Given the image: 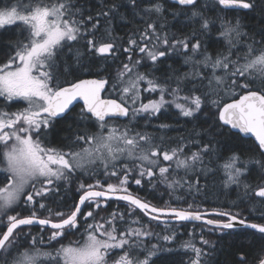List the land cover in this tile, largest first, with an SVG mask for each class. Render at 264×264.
Segmentation results:
<instances>
[{
  "label": "snow or ice",
  "instance_id": "1",
  "mask_svg": "<svg viewBox=\"0 0 264 264\" xmlns=\"http://www.w3.org/2000/svg\"><path fill=\"white\" fill-rule=\"evenodd\" d=\"M214 35L223 50L209 51ZM0 45V264H157L174 243L180 264H210L220 241L247 230L259 243L238 262L264 264V0H5ZM169 107L207 126L174 142L141 130ZM232 138L254 143L224 151ZM210 174L239 203H198ZM130 184L164 185L170 201L158 207ZM241 203L253 219L232 210Z\"/></svg>",
  "mask_w": 264,
  "mask_h": 264
},
{
  "label": "trees",
  "instance_id": "2",
  "mask_svg": "<svg viewBox=\"0 0 264 264\" xmlns=\"http://www.w3.org/2000/svg\"><path fill=\"white\" fill-rule=\"evenodd\" d=\"M5 0H0V4L4 3ZM171 4H166V7L170 8ZM127 29L123 25H117L116 32L117 34L123 36ZM7 38L10 39H19L20 37L14 35L12 32L7 34ZM209 51H213L214 49L223 50V45L218 43L215 35L211 40L208 41ZM5 49L2 45H0V57H3L5 53ZM174 69L179 71H187L188 66L183 65V60L174 59L168 61ZM115 65L109 69V73L111 75H115ZM144 69H141L143 71ZM109 73H106L109 74ZM157 76L161 75L160 72L156 73ZM148 94L145 93V96ZM155 97V96H154ZM17 108V107H16ZM80 106H77L72 111V116L67 120L60 121L56 129L52 132L51 140L54 146H61L62 139L64 136L68 135L67 125L75 124L76 121L73 117L76 116V113L79 112ZM214 111V110H213ZM127 119L124 121H118L120 124L127 123ZM165 123L172 125L171 128L168 129H159L156 127L157 125ZM141 125L143 122L141 121ZM205 117H201L200 119H191L185 118L179 115L178 110L174 107H169L166 111H162L159 118H153L151 121V126L145 128L141 127L142 131H147L156 136H163L166 139L172 138V142H174L175 138L178 136H186L193 131L194 128L197 130L206 127ZM254 143L252 139H238L232 138L231 140H226L224 151H227L228 148H234L237 151L246 150L249 146ZM258 177L255 173L249 179V182H254ZM202 189L201 192L196 194L195 199L198 203H202L203 207L206 208H228L230 205L234 203H239L238 197L240 195V190L233 185L230 188H224L222 184V174H217L212 176L211 174L205 179L201 178ZM130 190L140 195L142 198H146L152 204L158 207L166 206V202L170 201L169 190L166 189L164 185L157 184L155 188H152L150 185H145L143 188L136 186L134 184H130ZM75 185L73 184L72 188L69 190L71 196H75L76 193L74 191ZM183 191V190H181ZM67 203H71L70 200L66 201ZM121 210H123V202H119ZM175 205V201H171ZM111 208H115L117 202L110 201L109 202ZM233 211H239L245 216H249L248 207L241 203L240 206L233 207ZM102 215L104 213H101ZM253 216H249V219H253ZM146 222V221H145ZM254 222H264L260 220H254ZM155 223V222H153ZM198 224V223H197ZM156 231H161L160 227L155 229ZM191 224H188L187 228H180V236L179 239L181 241L189 239L187 233L191 232ZM37 231L35 228L33 232ZM197 234H199V229L197 228ZM80 238L78 235H68L66 239L62 240V243L68 244L75 239ZM205 238L211 241H218V236L212 233H206ZM259 243V237L257 236L255 239L251 236V230H247L245 232H238L230 237H226L223 241L218 243L217 250H215L213 256L210 259V264H239L238 256L240 253H244L249 258L255 252V246ZM59 247V245H57ZM173 247L177 250L165 253L162 259H157V264H180L181 260L187 261V256H184L183 252L179 250V245L175 244Z\"/></svg>",
  "mask_w": 264,
  "mask_h": 264
},
{
  "label": "flooded vegetation",
  "instance_id": "3",
  "mask_svg": "<svg viewBox=\"0 0 264 264\" xmlns=\"http://www.w3.org/2000/svg\"><path fill=\"white\" fill-rule=\"evenodd\" d=\"M169 7L171 8L172 6L170 5ZM169 20H171V17H169ZM177 27H179V25H177ZM174 59H180V60H182V57H175ZM174 59H171V60H174ZM20 106H25V105L20 104Z\"/></svg>",
  "mask_w": 264,
  "mask_h": 264
},
{
  "label": "rangeland",
  "instance_id": "4",
  "mask_svg": "<svg viewBox=\"0 0 264 264\" xmlns=\"http://www.w3.org/2000/svg\"><path fill=\"white\" fill-rule=\"evenodd\" d=\"M20 38H21V37H20ZM154 96H155V94H153L152 98H156V96H155V97H154ZM16 107H17V108H22V107H24V106H20V104H19V105H16L15 108H16ZM15 108H14L13 110H15ZM77 239H79V238H77ZM77 239H75V240H77ZM75 240H74V241H75Z\"/></svg>",
  "mask_w": 264,
  "mask_h": 264
},
{
  "label": "water",
  "instance_id": "5",
  "mask_svg": "<svg viewBox=\"0 0 264 264\" xmlns=\"http://www.w3.org/2000/svg\"><path fill=\"white\" fill-rule=\"evenodd\" d=\"M81 105H82V102H79V103H77V105H76L75 107H77V106H81ZM75 107H74V108H75ZM124 120H126V119H123V118H122L120 121H124ZM246 139H248V138H246ZM252 140L254 141V139H252ZM196 223H199V222H196Z\"/></svg>",
  "mask_w": 264,
  "mask_h": 264
}]
</instances>
